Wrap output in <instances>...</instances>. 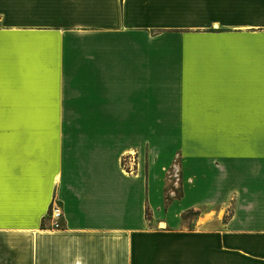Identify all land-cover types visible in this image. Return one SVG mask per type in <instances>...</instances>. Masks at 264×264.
I'll list each match as a JSON object with an SVG mask.
<instances>
[{"label": "crops", "instance_id": "obj_1", "mask_svg": "<svg viewBox=\"0 0 264 264\" xmlns=\"http://www.w3.org/2000/svg\"><path fill=\"white\" fill-rule=\"evenodd\" d=\"M0 57V264H264V0H0Z\"/></svg>", "mask_w": 264, "mask_h": 264}, {"label": "rangeland", "instance_id": "obj_2", "mask_svg": "<svg viewBox=\"0 0 264 264\" xmlns=\"http://www.w3.org/2000/svg\"><path fill=\"white\" fill-rule=\"evenodd\" d=\"M106 116H73V115H65L64 116V122L65 124H72L77 122H93V121H100L101 118ZM162 117L161 121L166 126L165 130H161V132H158L160 134L161 138L169 139L171 144V150L170 153L167 154L166 159L164 162H162L160 165V168L163 172V178L161 179L164 183V199L165 204L167 201V198L169 199L167 202L169 203L170 200H179L183 197V188H184V161L182 159L181 153L178 149L179 147V132L176 130V119L177 116H160ZM168 123V124H167ZM149 132L145 131L144 135H148ZM207 138L209 140H214L217 138V130H209L206 132ZM145 146H146V138L144 139ZM145 148V147H144ZM145 151L143 152H133L128 156H124L121 158L120 165L121 168L126 171L127 173H133V171L137 168V166H141L145 170L147 166V160L145 159ZM189 201V200H188ZM187 202V201H186ZM182 204V206L186 205L187 203ZM230 204L225 210H215L213 208H209L206 214H204V218L210 219L211 217H214L215 215L223 216V222L226 221V219L230 215ZM217 211L219 212L217 214ZM147 216H149V213L146 212ZM182 218L184 220L185 225L192 226L191 229H193L192 221L194 222L196 220V226H199V219L201 216H197V212H195L192 209V212L186 211Z\"/></svg>", "mask_w": 264, "mask_h": 264}, {"label": "built area", "instance_id": "obj_3", "mask_svg": "<svg viewBox=\"0 0 264 264\" xmlns=\"http://www.w3.org/2000/svg\"><path fill=\"white\" fill-rule=\"evenodd\" d=\"M50 217L52 219L58 220L61 217L60 209L58 207H54L50 214Z\"/></svg>", "mask_w": 264, "mask_h": 264}, {"label": "snow or ice", "instance_id": "obj_4", "mask_svg": "<svg viewBox=\"0 0 264 264\" xmlns=\"http://www.w3.org/2000/svg\"><path fill=\"white\" fill-rule=\"evenodd\" d=\"M0 75H2V57H0Z\"/></svg>", "mask_w": 264, "mask_h": 264}, {"label": "trees", "instance_id": "obj_5", "mask_svg": "<svg viewBox=\"0 0 264 264\" xmlns=\"http://www.w3.org/2000/svg\"><path fill=\"white\" fill-rule=\"evenodd\" d=\"M169 199L167 198V201H168ZM171 201V200H170ZM189 212H192V210H190Z\"/></svg>", "mask_w": 264, "mask_h": 264}]
</instances>
